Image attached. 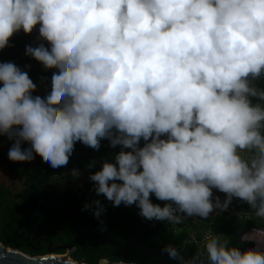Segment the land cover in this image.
<instances>
[{
  "label": "clouds",
  "instance_id": "1",
  "mask_svg": "<svg viewBox=\"0 0 264 264\" xmlns=\"http://www.w3.org/2000/svg\"><path fill=\"white\" fill-rule=\"evenodd\" d=\"M38 24L51 50L28 46L26 55L58 69L50 94L33 97L27 72L0 63L10 161L35 153L59 168L76 142L99 150L108 139L132 149L90 176L113 206L135 204L149 221L179 225L234 196L264 219V108L249 99L264 100L249 86L264 73V0H0V49ZM141 138L151 142L138 148ZM246 150H255L251 160ZM213 188L228 195L223 205L213 204ZM150 194L172 203L153 204ZM161 251L179 258L170 245ZM204 254L206 264H264V251L241 252L213 233L185 264H205Z\"/></svg>",
  "mask_w": 264,
  "mask_h": 264
},
{
  "label": "trees",
  "instance_id": "2",
  "mask_svg": "<svg viewBox=\"0 0 264 264\" xmlns=\"http://www.w3.org/2000/svg\"><path fill=\"white\" fill-rule=\"evenodd\" d=\"M41 44L51 50L50 43L44 39H32L24 32L14 34L8 46L0 49V63L15 64L27 72L33 82L52 90V75L58 69H46L26 55V47L35 48ZM249 86L257 92L264 91V73L257 79L250 78ZM249 99L264 108V100L259 96ZM261 132L264 134V127ZM144 146L141 138L137 147ZM21 147L30 149L31 145L25 142ZM121 151L132 149L120 145L112 147L108 139H102L99 150H94L78 141L66 166L53 168L36 154L28 166L17 165L15 172L23 178L25 186L20 193L0 186V241L30 255L48 253L49 249L64 253L66 250L59 246L72 245L75 250L70 257L86 264H99L102 260L106 264L120 261L124 264H185L197 253H204L206 233L221 236L230 246L244 252L252 245L251 241L243 239L244 234L251 229L264 228V219L256 216V209L234 196L226 209H218L207 218L186 217L184 223L174 225L147 220L139 214L140 209L135 204L113 206L111 201L92 196L82 188L52 189L48 186L53 176L68 179L72 170L91 181L90 176L100 171L104 162L115 163L114 158ZM248 152L253 158L255 150ZM212 192L214 205L217 197L223 204L228 198L218 189L213 188ZM97 200L103 208L99 217L94 215ZM150 200L161 207L172 203L158 200L155 194H150ZM85 205L90 207L86 209ZM190 233L195 234L198 242L189 241ZM166 245L177 249L178 259H170L161 251ZM200 259L206 264V254Z\"/></svg>",
  "mask_w": 264,
  "mask_h": 264
},
{
  "label": "rangeland",
  "instance_id": "3",
  "mask_svg": "<svg viewBox=\"0 0 264 264\" xmlns=\"http://www.w3.org/2000/svg\"><path fill=\"white\" fill-rule=\"evenodd\" d=\"M39 28L40 25L38 24L29 34L32 39L43 40L40 36ZM23 32L24 31L21 29L19 32L15 34H21ZM33 83L36 85L35 92L31 93L33 97L40 96L41 98H45L47 95L50 94L51 90L45 89L39 84H36L35 82ZM0 87H2V84H0ZM160 139L167 141L169 139V135L163 134L160 136ZM150 142H151V138H149L148 141H145V144ZM13 143H14V139H9L8 136H0V186H4L8 188L12 192L20 193L24 189L25 184L23 182V178L16 174L15 168L17 165H21L23 167L28 166L31 162H26V163L12 162L8 159V152L9 149L12 147ZM33 156L35 157V153H33ZM242 156L248 160L252 159L251 154L247 150L242 153ZM70 172H71V177H69L68 179L61 178L59 176H53L48 186L52 189L82 188L92 196L107 200L106 197L103 196L102 194L97 195L95 191L96 186L93 181L92 182L89 181L77 170H72ZM220 204L223 205V203ZM218 209H222V208H214V211L211 214H214ZM243 239L252 242L251 247H248L245 251L247 250L264 251V228H256L254 230L253 229L249 230L247 233L244 234ZM259 245L261 246V249H259L258 247ZM55 254H60L62 256L71 258L69 255H67V252L55 253ZM99 264H106V261L102 260Z\"/></svg>",
  "mask_w": 264,
  "mask_h": 264
},
{
  "label": "water",
  "instance_id": "4",
  "mask_svg": "<svg viewBox=\"0 0 264 264\" xmlns=\"http://www.w3.org/2000/svg\"><path fill=\"white\" fill-rule=\"evenodd\" d=\"M59 248H64L67 255L75 250L72 245H63ZM86 264L79 262L71 258L55 254L52 249H49L48 253L40 255H30L21 250L6 246L0 241V264Z\"/></svg>",
  "mask_w": 264,
  "mask_h": 264
},
{
  "label": "built area",
  "instance_id": "5",
  "mask_svg": "<svg viewBox=\"0 0 264 264\" xmlns=\"http://www.w3.org/2000/svg\"><path fill=\"white\" fill-rule=\"evenodd\" d=\"M253 230H254V229H253ZM210 235H211V233H206V234L204 235L203 238L205 239V236H210ZM188 237H189V241H192V242H198V240H197L195 234L190 233ZM128 264H133V263H128Z\"/></svg>",
  "mask_w": 264,
  "mask_h": 264
},
{
  "label": "bare ground",
  "instance_id": "6",
  "mask_svg": "<svg viewBox=\"0 0 264 264\" xmlns=\"http://www.w3.org/2000/svg\"><path fill=\"white\" fill-rule=\"evenodd\" d=\"M258 247H259V249H261V246L260 245Z\"/></svg>",
  "mask_w": 264,
  "mask_h": 264
}]
</instances>
